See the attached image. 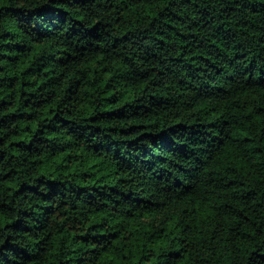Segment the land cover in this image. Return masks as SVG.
Listing matches in <instances>:
<instances>
[{"label": "trees", "instance_id": "16d2710c", "mask_svg": "<svg viewBox=\"0 0 264 264\" xmlns=\"http://www.w3.org/2000/svg\"><path fill=\"white\" fill-rule=\"evenodd\" d=\"M0 264H264V0H0Z\"/></svg>", "mask_w": 264, "mask_h": 264}]
</instances>
